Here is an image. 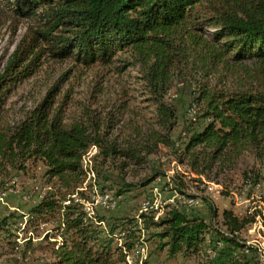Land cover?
<instances>
[{"label":"trees","instance_id":"obj_1","mask_svg":"<svg viewBox=\"0 0 264 264\" xmlns=\"http://www.w3.org/2000/svg\"><path fill=\"white\" fill-rule=\"evenodd\" d=\"M2 3L15 18L32 20L34 28H29L0 76V106L11 86L32 76L44 53L57 61L72 59L84 67L110 65L118 54H127L133 65L143 69L142 80L157 126L167 133L153 130L149 137L172 145L175 141L170 142L169 134L178 109L165 97L172 71L178 64L190 62L194 69L198 67L193 73L200 72V80L190 83L196 88L189 103L192 114L184 119L180 156L188 167L204 174L232 164L243 153L264 163V0ZM224 73L240 75L242 84L228 87ZM46 102L47 97L35 113L5 129L0 135V151L7 159L41 163L44 168L47 190L27 216L33 223L53 222L61 239L53 250L54 264H127L126 255L139 242L136 234L140 230H149L158 252H165L168 258L201 255L198 264H260L257 249L237 238L253 221L240 219L231 210L222 212L225 232L214 230L213 235L203 219L188 218L175 209L157 222L141 213L142 228L131 219L107 218L86 210L85 204L92 205L96 197L89 199L82 190L86 182L82 162L88 149L95 147L94 158L104 161L120 155L139 163L140 156L129 146L120 152L116 145H108L105 133L96 135L97 131L78 123L64 125L59 114L51 115ZM145 152L149 154V149ZM244 177L250 189L259 188V174ZM130 187L122 184L115 196H122ZM208 209L215 217L214 209ZM11 218L15 215L0 222L4 232L10 228Z\"/></svg>","mask_w":264,"mask_h":264},{"label":"rangeland","instance_id":"obj_2","mask_svg":"<svg viewBox=\"0 0 264 264\" xmlns=\"http://www.w3.org/2000/svg\"><path fill=\"white\" fill-rule=\"evenodd\" d=\"M2 1L0 76L29 28H34L32 20L15 18ZM27 41L28 37L25 43ZM120 55L110 65L84 67L72 59L57 61L44 53L32 76L11 86L4 95V104L0 106V135L35 113L47 97L49 112L51 115L59 114L64 125L78 123L94 129L96 135L105 133L108 145H116L120 152L131 147L140 156L139 163L120 155L104 161L101 157L94 158L98 150L90 147L82 162L86 170L82 190L86 191L89 199L96 197L92 205L85 204L86 210L107 218L131 219L140 226L138 217L141 213L152 216L157 222L175 209L188 218L203 219L211 235L214 230L225 232L222 212L231 210L240 219L253 221L237 233V238L256 248L259 262L264 264V163L251 153H243L222 169L217 166L211 172L199 174L192 171L186 159L180 156L181 143L185 141L184 119L191 118L189 103L196 89L190 83L194 79L199 82L197 75L200 72L193 73L198 71V67L194 69L187 62L178 64L172 71L170 90L165 100L177 107L178 119L169 134L170 142L175 141V144L165 145L149 137L153 130L160 135L167 133L157 126L154 106L142 80L143 69L133 65L127 54ZM224 75L228 87L242 84L240 75ZM244 85L250 87L249 83ZM142 148L145 151L149 149V154ZM43 171L41 163L10 160L0 151V222L11 214L15 215L8 220V230L0 229V264L55 263L53 250L61 239L53 222L33 223L27 216L29 209L47 190ZM253 174L260 175V186L249 189L244 175L253 177ZM122 184L131 185L130 190L116 197L115 193ZM93 191L97 194L94 195ZM103 197L109 201L108 206L101 203ZM208 208L214 209L215 217H211ZM149 233V230H140L136 234L139 236L136 245L139 246L134 250L135 245L127 253V264H143L144 261L148 264L200 262L201 255L168 258L165 252H158ZM206 240H209V235ZM117 241L121 245V240Z\"/></svg>","mask_w":264,"mask_h":264},{"label":"built area","instance_id":"obj_3","mask_svg":"<svg viewBox=\"0 0 264 264\" xmlns=\"http://www.w3.org/2000/svg\"><path fill=\"white\" fill-rule=\"evenodd\" d=\"M256 188H258V187H256ZM249 189H250V186H249ZM249 189H248L247 191H249ZM245 192H246V191H245ZM108 202H109V201H107V200L105 199V197H103V198L101 199V203H102L104 206H108ZM187 205H188V206H191L190 203H187ZM145 253H146V249H145Z\"/></svg>","mask_w":264,"mask_h":264}]
</instances>
